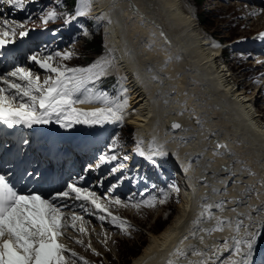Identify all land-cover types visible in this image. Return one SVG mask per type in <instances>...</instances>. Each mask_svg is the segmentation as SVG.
Wrapping results in <instances>:
<instances>
[{
    "label": "bare ground",
    "instance_id": "6f19581e",
    "mask_svg": "<svg viewBox=\"0 0 264 264\" xmlns=\"http://www.w3.org/2000/svg\"><path fill=\"white\" fill-rule=\"evenodd\" d=\"M88 2V15L104 24L106 46L112 53V59L100 56L94 64L106 69L103 76L117 73L124 79L125 88L130 92L129 111L130 114L132 111L135 113L128 123L136 129L141 148L146 154L160 150L158 138L162 137L161 131L167 129L174 148L162 161L170 162V167L176 170L183 165L180 167L182 179L188 184L199 180L201 184L194 195L193 190L185 191L173 220L161 232L149 235L148 245L131 264H157V261L158 264H169V261L172 264H189L190 261H200L204 257L192 255L193 247L211 254L213 246L221 247L225 238H229L231 243L233 235H243V229L240 233L235 232L237 220L247 225L251 216V221L257 226L261 222L259 217L264 212V116L252 104L254 97L240 87L234 71V79L229 78L221 61L225 56L220 58L217 55L219 43L204 36L202 28L197 26L198 19L190 14L189 9L183 10V0ZM77 4V10L81 9L82 0ZM190 9L192 11L191 6ZM243 42H238L235 47H240ZM181 101L183 103L179 104ZM75 107L88 110L106 106L83 103ZM198 116L209 121L207 129L212 132L204 144L188 137L195 132L190 125L201 122ZM171 119L180 122L181 127L172 129L169 126ZM55 125L52 122L47 127L55 131L68 129L55 128ZM77 125L82 126L83 131L96 132L88 141L110 134L117 126L111 123ZM181 134L183 136H179ZM216 142L223 147L217 148ZM193 148L195 153L206 150L200 162L197 161L203 167V173L189 169L185 158H182L188 149ZM206 153L214 157L212 162ZM129 155L139 156L135 150ZM164 163L168 168L167 162ZM201 189L202 193L196 196ZM77 203L70 202V208L73 209ZM218 219L229 221L223 225L222 231L208 233L201 230L214 227ZM194 220H199V224H194ZM84 222L88 224V221ZM250 230L255 231V227ZM201 237L203 243L200 242ZM80 239L83 240V236ZM263 248L264 235L253 253L258 259H252L253 264H264V260L260 261L262 254H257ZM181 252L187 255H180ZM227 255L224 253L222 259Z\"/></svg>",
    "mask_w": 264,
    "mask_h": 264
},
{
    "label": "snow or ice",
    "instance_id": "6c2138e0",
    "mask_svg": "<svg viewBox=\"0 0 264 264\" xmlns=\"http://www.w3.org/2000/svg\"><path fill=\"white\" fill-rule=\"evenodd\" d=\"M2 2L17 9H22L25 6V0H2ZM89 10L88 0H82V8L76 10L75 15L64 19V24L71 25L81 18L86 19ZM41 12L42 15L39 18L45 27L50 21L61 19L64 15L54 9L48 11L42 9ZM256 14V12L250 13V15ZM26 25L27 21L19 23L10 22L7 19L0 21V57L7 54L9 45H15L18 39L21 41L26 39L30 32L35 30ZM85 34H87L86 31ZM258 38L264 40V32L260 33ZM44 50L41 49V51ZM72 55L67 51H57L47 56H41L40 53L25 54L24 60L32 62L48 73L42 82L40 76L27 67H13L11 71L0 74V123L8 128L17 125L31 128L33 125H46L55 122L63 128H71L75 124L92 126L122 122L124 119L123 110L127 107V90L124 89L123 103L109 101L107 93L93 95L90 86L105 74L106 69L98 64L87 68H69L56 60L57 57L69 59ZM258 63L264 64V61H258ZM85 92L89 94L83 95ZM82 96L83 98H81ZM96 101H102L105 105L111 104V106L88 110L75 107L77 104ZM180 127L181 125L178 123L172 124L174 129ZM23 143L29 142L24 140ZM218 147L223 146L218 145ZM112 151L115 149L113 148ZM135 153L155 168H159L160 162L168 155L162 150L146 154L139 143ZM99 159L103 163H111L121 158L113 154L108 159L101 155ZM123 159L126 160L128 157H123ZM122 170L123 165H120L112 168L110 174ZM24 176L34 180L41 178L38 173L27 170H25ZM23 178L21 177V179ZM83 179L84 177H79V180ZM17 183L20 182H13L10 175L0 174V264H67L65 253L76 257L75 252L58 243L57 240L59 236L64 235L63 229L68 226L76 228L75 221L83 220L76 210L67 211L71 207L70 201L78 202L76 208L79 211L95 215L101 221L110 217V223L120 227L122 231H127L129 226L127 221L108 212L99 202L100 197L97 193L90 191L87 187L77 186V181L65 182L62 187L53 188L47 193L35 188L29 189L27 184L23 183H20L18 188ZM117 186L113 185L112 187ZM169 188L175 189V186L169 185ZM161 191L163 192V190ZM163 195L164 199H161L159 203H164L167 199V193L165 192ZM111 202L128 206L119 197ZM142 203L153 207L155 206V197L144 200ZM133 206L139 208L140 204ZM101 212L105 214H100ZM69 217L72 221L71 225L68 224ZM248 218L249 224L245 225L242 220H237L235 225V232L240 233L243 229V235H233L230 238L231 243H229V238H225L221 247L213 246L214 251L211 254L193 247L191 254L204 257V259L190 261L189 264H253V253L261 236L264 235V221H261L257 226L256 222L251 221V216ZM228 222L218 219L214 227L201 230L208 233L222 231L223 225ZM193 223L198 225L199 220H194ZM254 227L255 231H251L250 229ZM78 230L85 231L83 227ZM77 242L82 243V241ZM200 242L203 243V237L200 238ZM224 253H228V255L222 259ZM180 255H187V253L181 252ZM169 264L172 262L169 261Z\"/></svg>",
    "mask_w": 264,
    "mask_h": 264
},
{
    "label": "rangeland",
    "instance_id": "374dc122",
    "mask_svg": "<svg viewBox=\"0 0 264 264\" xmlns=\"http://www.w3.org/2000/svg\"><path fill=\"white\" fill-rule=\"evenodd\" d=\"M61 2L62 0H30V2L29 0H25V6L22 9L15 8L14 13H6V19L8 21L17 23L27 21L26 26L28 28L35 29L34 31L30 32L26 39L22 41L18 39L22 50L18 52V60H16L11 67L7 68L8 70H12L13 67L17 66L27 67L30 68L33 73L39 75L40 78L42 76L46 77L48 73H46L43 69H40L32 62L24 60L23 57L25 54L31 55L35 53H40L41 56H47L49 54H54L57 51H67L73 54L69 59H60L57 57L56 60L59 61V63L67 65L69 68H85L88 65L85 64V62L94 54L92 53L93 50L89 48L93 46V44L90 45V42H94L98 39L101 42V47H103L101 54L106 53L109 56L112 54L109 50V47L106 46L105 33L103 34L101 31V26L103 30L104 24L99 20L98 22L96 20L97 18L94 16L89 15L86 19H80L78 22L71 25H65L64 21L61 19L50 21L46 27L43 25L39 18V16L42 15L41 10H55L61 4ZM78 6L79 5L77 4L76 10ZM183 6V10L189 9L191 12L190 14H192L194 18L198 19L196 22L197 26L202 28V32L204 36L206 35L205 37L208 40L213 42L215 41V43L217 42L216 39L223 43H229L232 41L231 43L234 46H236L238 42L244 41L242 45L238 47V49H233L230 47L225 50L226 57L229 61L226 63L227 66L231 65L233 68V71L236 74L235 76L238 78V84H240V87L247 89L251 96L254 97V103L252 104L255 107L257 106L259 108L257 111H259L264 116V64L258 63V61H264V44H261L262 40L258 38L259 34L261 33L259 31L261 29L264 30V0H183ZM190 6L192 7V11ZM255 8H257V10L254 11ZM251 12H256L257 14L250 15ZM29 17L31 18L30 20ZM85 31L87 34H85ZM97 37L99 38L97 39ZM211 38H213V40ZM246 39H250L251 41L248 42ZM41 49L45 50L41 51ZM98 55L94 57V62L87 67L93 65L99 60L100 56ZM19 60L20 64L18 65L17 62ZM112 75L118 79V76L115 73ZM122 80L118 79L117 81V83L122 84L118 91H111L110 89H106V87L102 89L97 87V84L100 82V80L96 81V83L90 87L92 88L93 95H98L102 92L107 93L109 101H114L116 103H123L125 99L124 89H126V99L128 98L127 107L123 111L124 117L130 119L132 118L131 116L135 115V113L132 111L130 114V101L128 97L130 92L127 88H125L126 83L123 78ZM88 94L89 93L86 92L83 93V95ZM93 103L96 104L92 105L100 104L102 106H111V104L104 105L102 101H96ZM182 103L183 101L179 102V104ZM198 117L201 122H196L190 125V127H192L195 132L189 134L188 137H194L196 139L195 141H197L199 144H204L206 139H209L212 132L207 129L209 127V121H205L202 116ZM121 125L122 126L109 138L106 146L99 150L95 156H93L92 159H97V161H95L99 165L104 164L99 159L101 155H104L106 159L110 155L108 150L113 148L115 151L128 149L131 130V138L133 139L134 135H136L138 139L136 129L128 123V120L127 123L125 120H123ZM161 133L162 136H165L167 139L171 140V134L168 133L167 129L162 130ZM179 136H183V134ZM169 140H164L162 142L163 151H166L171 146L174 148L172 140ZM135 143H137V141ZM138 143L141 147L139 140ZM136 147L137 144L134 146V148L136 149ZM194 149L195 148L191 150L188 149V151L183 154L185 156L183 157L182 155V158H185L184 162L189 167V169L193 168L194 170L196 169L198 172L203 173L204 169L203 167H200L198 162H200L203 157L202 154L206 150L204 149V152L202 153L201 151L203 150H200L198 151V154L197 152H194ZM187 152H189V157L186 156ZM191 154H195V156ZM208 156L209 154H207V157ZM208 158L210 162L214 160L213 156H209ZM186 160H189L188 163ZM164 162H167L169 165L168 168H171L170 162L166 160L160 162L161 167L159 168L153 167L150 163L144 164L142 171L136 174L132 180L133 184L130 191L125 193L120 198L122 202L128 205L127 207L117 205L112 202V206L107 208L114 214L116 213V216L127 221V225L129 226L127 227L126 232L122 231L121 228L117 227L116 225H107L106 223L108 222L102 223L101 221L97 222V220L92 222L91 218L89 220L88 213H84L83 220L80 221L79 224H76L78 226L77 229L69 227L64 232V236H61L63 241L65 240V235L69 237L68 234L74 231V234H71L74 237L77 236L78 239L83 236V241L85 242V246L82 247L74 240H72L73 242L68 241V239L64 241L65 243L68 241V243H70L75 248V251L79 254V256L73 257L70 260V264H85V262H87V264H92L94 261L97 264H123L122 261L125 259L127 251L136 249V247H138L137 254L139 253L138 255H140L143 253L146 245H148L150 241L149 235L153 233H159L167 227V225L176 215L179 204H181L183 201L185 191L193 190L192 192L194 195V192L196 194L197 188L201 186V184L199 180L194 184H188L186 180L182 179L180 173L182 168L180 167L183 165L177 167L179 170L172 168L164 170L162 168V166L166 167ZM183 172L185 173V171ZM102 178H104L102 175L97 178H95L93 174L91 176L92 180H100ZM104 180L106 183L108 181L107 177H105ZM122 182L123 181H121V184ZM108 185L109 183L107 186ZM169 185H174L175 189L178 190L169 188ZM192 187H194V189H192ZM118 188H121V186H117L112 190H108L107 188H105V190L102 187L100 191H104L105 193L102 192V194H104L105 197L110 198V196L116 197L115 193ZM161 190H163V192ZM165 192L167 193V199L164 203H159L161 199H164L163 193ZM96 193H99V191ZM201 193L202 189L196 196H199ZM100 196L102 195H99V197ZM153 197H155V206L149 207L142 203V201L150 200ZM115 199L112 198L111 201H114ZM138 203L140 204L139 208L133 206ZM157 215L159 218L156 217ZM85 217H87V220ZM84 221H88V224H86ZM259 221H264V212H262V215L259 217ZM94 224H97V226H94ZM158 226H161L160 229H158ZM80 227H83L85 231L81 232V235H76ZM79 241H81V239ZM78 246H81L82 248H79ZM95 246H97V248ZM92 247L96 250L98 249L97 253L93 251ZM69 249L74 252L70 246ZM137 254L135 256L129 257L128 263L131 264L138 256ZM81 257L83 259H80ZM252 259L258 260L256 256H253ZM156 263L158 264V261Z\"/></svg>",
    "mask_w": 264,
    "mask_h": 264
},
{
    "label": "trees",
    "instance_id": "16d2710c",
    "mask_svg": "<svg viewBox=\"0 0 264 264\" xmlns=\"http://www.w3.org/2000/svg\"><path fill=\"white\" fill-rule=\"evenodd\" d=\"M98 38H99V37H97V39H98ZM90 43H91L90 45L93 44L92 47H89V48H91V50H93L92 53H96V52H99V51H100V49H101V42H100L99 39L96 40V41H94V42H90ZM160 227H161V226H158V229H160ZM137 251H138V247H136V249H133V250L127 251V252H126L125 259L122 261L123 264H130V263H128V258H129V257H132V256H135V255L137 254ZM138 254H139V253H138ZM138 254H137V255H138Z\"/></svg>",
    "mask_w": 264,
    "mask_h": 264
},
{
    "label": "water",
    "instance_id": "95a60500",
    "mask_svg": "<svg viewBox=\"0 0 264 264\" xmlns=\"http://www.w3.org/2000/svg\"><path fill=\"white\" fill-rule=\"evenodd\" d=\"M173 123H177V122H176V121H172V122H171V126H172Z\"/></svg>",
    "mask_w": 264,
    "mask_h": 264
}]
</instances>
